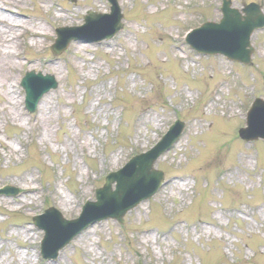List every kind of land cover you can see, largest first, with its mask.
Wrapping results in <instances>:
<instances>
[{
	"label": "rangeland",
	"instance_id": "obj_1",
	"mask_svg": "<svg viewBox=\"0 0 264 264\" xmlns=\"http://www.w3.org/2000/svg\"><path fill=\"white\" fill-rule=\"evenodd\" d=\"M231 2L264 13V0ZM115 3L117 35L113 15L98 19L96 34L86 27L96 43L74 41L56 57V28L112 14L111 0H0L11 12L0 11V54L14 52L0 68V188L19 193L0 195V264H264V140L238 137L248 105L264 100V29L253 32V65L244 66L182 39L220 22L222 0ZM18 32H27L24 56L12 43ZM28 72L57 83L34 113L19 86ZM177 118L183 133L154 165L165 181L157 195L123 225L95 222L58 260L42 259L45 231L33 218L54 208L77 219L108 174L153 148Z\"/></svg>",
	"mask_w": 264,
	"mask_h": 264
},
{
	"label": "water",
	"instance_id": "obj_2",
	"mask_svg": "<svg viewBox=\"0 0 264 264\" xmlns=\"http://www.w3.org/2000/svg\"><path fill=\"white\" fill-rule=\"evenodd\" d=\"M228 14L231 15V17L233 18H237L233 22L234 24L233 27L235 28L234 30L237 31L236 33H234L233 28L230 29V27L226 23H224L222 24L221 27L210 26L203 29L202 32L201 31L197 32L195 35H192V38L189 40V43L193 48H195L197 51L201 52L202 54L222 53L233 60H237L247 65H250L251 64L250 57L252 54V50L249 49L246 51V47L249 46L248 44L249 38L253 33V31L264 25L262 23H257L260 18V13H258L257 11L253 12L252 9H249L248 16L245 19L238 12L232 11ZM121 18L122 17L119 16L117 23L118 25L115 29H113L114 31L112 32L110 37H112L119 29H121V23H120ZM98 19L101 18L99 16L97 17V15L90 14L86 18L87 28L88 25L89 26L91 25L88 29H90L91 27L93 29V26L95 25H93L92 23L94 22L97 23L98 21H100ZM87 28H86V32L83 33L71 34V35L67 33L69 36L67 37L66 42H64L65 47L61 50H59L58 46L54 47L53 50L55 51V53L59 54L60 52L64 51L68 47L70 42L74 39H85V40L93 41L92 36H90V34L88 35ZM240 32H242L244 36H242ZM233 33L235 35H233ZM197 34H199L198 37ZM33 80H36L39 83V85H47V88L45 89L44 92H47L52 87L53 88L56 87V85L52 83L53 80L50 77H46L45 79H43L41 78V76H39L38 78H33ZM28 86L29 84L26 81L25 87L28 88ZM37 86L38 84L35 85V87ZM31 110L33 109L31 108ZM248 116H249V122H248L249 128L245 130L246 135H244V138L247 140H257L259 138H264V102L259 101L258 104L255 105V108L251 111V113ZM154 162H155V158L153 159V161L151 160V162H149V169L147 170V174H153L152 165ZM157 175L161 180L162 179L161 175L160 174ZM158 187L159 185L157 183V185H155L153 190L149 191L148 193H145L146 191H143L145 194L141 192L139 195H141L143 198L149 197L151 193L155 192ZM134 205L135 204H132L131 206H127V207L125 206L121 207L118 210V212H108L105 215V217L112 216L113 218L122 222V219L126 214V212ZM80 227H82V225H79V227L76 230L80 229ZM70 238H73V234H71L70 236L65 235L62 229H53V230L49 229L47 244L49 245V243H54L55 244L54 250L57 252L58 250L65 247V245L70 241ZM47 257L49 256L47 255Z\"/></svg>",
	"mask_w": 264,
	"mask_h": 264
},
{
	"label": "bare ground",
	"instance_id": "obj_3",
	"mask_svg": "<svg viewBox=\"0 0 264 264\" xmlns=\"http://www.w3.org/2000/svg\"><path fill=\"white\" fill-rule=\"evenodd\" d=\"M11 23L15 24L14 22H11ZM19 24H20V22H19ZM92 24L95 25L96 27L97 26L100 27V25L95 23V22L92 23ZM13 26H15V25H13ZM36 35L38 36L39 34L36 33ZM43 35L44 36H48V34H44V33H43ZM11 40H12V38H11ZM17 40L18 39L16 37L14 40H12V43H14L15 50L17 51V55L20 56V54L18 52L17 45H16L17 44ZM9 46H11V45H9ZM10 48H12V47H10ZM13 54H14V52H10L8 54L7 53H1L0 54V68H3V69L6 68L7 69L9 67L8 66V65H10V63L8 62L9 61V57H12ZM3 69L0 70V83L1 84L3 83V79L6 78V76H7L5 70H3ZM138 172H136V178L126 177L124 179L123 186L127 190V194H126L127 196L131 195L132 193L141 192V191H143L145 189V184L142 181L138 180V178L141 177V174L138 173ZM32 191L33 190H27V192H32ZM22 204L24 205L23 202H22ZM64 204L66 205L67 203H65V201H64ZM28 263H29L28 259H26V260L24 259L23 261L18 262V264H28Z\"/></svg>",
	"mask_w": 264,
	"mask_h": 264
}]
</instances>
